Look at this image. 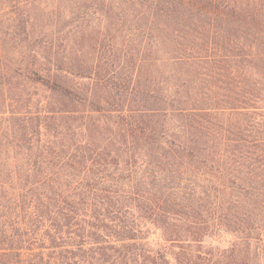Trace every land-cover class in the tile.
Here are the masks:
<instances>
[{"label":"trees","instance_id":"1","mask_svg":"<svg viewBox=\"0 0 264 264\" xmlns=\"http://www.w3.org/2000/svg\"><path fill=\"white\" fill-rule=\"evenodd\" d=\"M0 264H264V0H0Z\"/></svg>","mask_w":264,"mask_h":264},{"label":"rangeland","instance_id":"2","mask_svg":"<svg viewBox=\"0 0 264 264\" xmlns=\"http://www.w3.org/2000/svg\"><path fill=\"white\" fill-rule=\"evenodd\" d=\"M154 238H152V240H153Z\"/></svg>","mask_w":264,"mask_h":264}]
</instances>
